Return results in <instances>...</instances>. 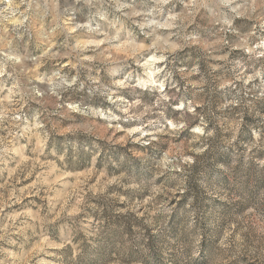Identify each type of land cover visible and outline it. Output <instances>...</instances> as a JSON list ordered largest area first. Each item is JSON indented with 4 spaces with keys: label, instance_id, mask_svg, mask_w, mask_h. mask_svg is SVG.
<instances>
[{
    "label": "rangeland",
    "instance_id": "obj_1",
    "mask_svg": "<svg viewBox=\"0 0 264 264\" xmlns=\"http://www.w3.org/2000/svg\"><path fill=\"white\" fill-rule=\"evenodd\" d=\"M0 264H264V0H0Z\"/></svg>",
    "mask_w": 264,
    "mask_h": 264
}]
</instances>
